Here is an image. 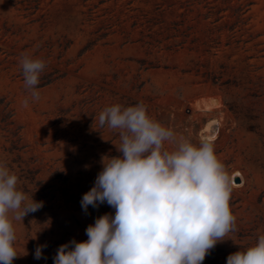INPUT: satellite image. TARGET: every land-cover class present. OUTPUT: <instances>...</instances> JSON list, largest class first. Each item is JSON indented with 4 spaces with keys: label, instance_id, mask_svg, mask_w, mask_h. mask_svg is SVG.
<instances>
[{
    "label": "rangeland",
    "instance_id": "rangeland-1",
    "mask_svg": "<svg viewBox=\"0 0 264 264\" xmlns=\"http://www.w3.org/2000/svg\"><path fill=\"white\" fill-rule=\"evenodd\" d=\"M24 55L46 65L40 99L28 107ZM114 104H143L178 137L213 144L230 180L236 230L203 264H227L258 242L264 0H0V165L18 176V190L43 201L13 220L20 255L13 264H54L59 246L86 241L97 217L114 216L106 203L87 214L80 203L101 157L119 155L118 133L98 126Z\"/></svg>",
    "mask_w": 264,
    "mask_h": 264
},
{
    "label": "clouds",
    "instance_id": "clouds-1",
    "mask_svg": "<svg viewBox=\"0 0 264 264\" xmlns=\"http://www.w3.org/2000/svg\"><path fill=\"white\" fill-rule=\"evenodd\" d=\"M19 63L28 107L40 99L36 86L46 65L27 55ZM98 126L118 133L119 155L101 157L102 170L80 203L85 214L89 206L105 203L115 214L97 217L85 230L86 241L59 246L54 264H203L236 230L230 180L213 144L178 137L153 120L143 104L105 107ZM17 184L18 176L0 165V264H13L20 256L13 220L23 221L43 207ZM44 247L37 246L35 259L43 257ZM227 264H264V235L228 255Z\"/></svg>",
    "mask_w": 264,
    "mask_h": 264
}]
</instances>
